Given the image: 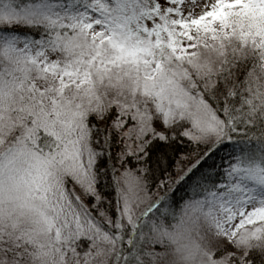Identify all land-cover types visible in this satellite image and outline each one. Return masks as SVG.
I'll list each match as a JSON object with an SVG mask.
<instances>
[{"label":"snow or ice","instance_id":"snow-or-ice-1","mask_svg":"<svg viewBox=\"0 0 264 264\" xmlns=\"http://www.w3.org/2000/svg\"><path fill=\"white\" fill-rule=\"evenodd\" d=\"M0 264H264V0H0Z\"/></svg>","mask_w":264,"mask_h":264},{"label":"trees","instance_id":"trees-1","mask_svg":"<svg viewBox=\"0 0 264 264\" xmlns=\"http://www.w3.org/2000/svg\"><path fill=\"white\" fill-rule=\"evenodd\" d=\"M183 148H184L185 150H187V149H188V146H187V145H184ZM225 151H227V150H225ZM178 195H179V193H178Z\"/></svg>","mask_w":264,"mask_h":264}]
</instances>
